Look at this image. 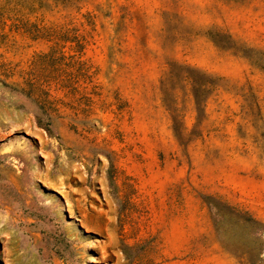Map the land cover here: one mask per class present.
Instances as JSON below:
<instances>
[{
  "label": "rangeland",
  "instance_id": "374dc122",
  "mask_svg": "<svg viewBox=\"0 0 264 264\" xmlns=\"http://www.w3.org/2000/svg\"><path fill=\"white\" fill-rule=\"evenodd\" d=\"M0 264H264V0H0Z\"/></svg>",
  "mask_w": 264,
  "mask_h": 264
}]
</instances>
